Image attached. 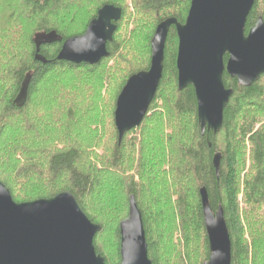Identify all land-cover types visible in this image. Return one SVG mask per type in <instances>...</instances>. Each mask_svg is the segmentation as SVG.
Returning a JSON list of instances; mask_svg holds the SVG:
<instances>
[{
    "label": "trees",
    "instance_id": "1",
    "mask_svg": "<svg viewBox=\"0 0 264 264\" xmlns=\"http://www.w3.org/2000/svg\"><path fill=\"white\" fill-rule=\"evenodd\" d=\"M191 2L0 0V181L16 203L72 193L87 217L102 226L94 244L107 264H121L120 226L131 196L143 214L152 264L208 261L204 187L214 211L224 209L232 264H250L245 224L254 263L264 264L256 213L264 206V125L256 130L264 121V75L246 88L225 74V86L234 94L223 127L202 135L194 88L179 91V38L173 26L149 113L119 142L115 111L121 92L133 75L150 69L158 25L170 18L185 23ZM106 5L123 11L108 45L110 56L96 66L59 61L64 42L85 34ZM260 18L264 0H256L246 34ZM51 35L57 40L43 41ZM38 49L46 64L37 60ZM25 79H30L28 101L17 108ZM217 154L222 155L219 177L213 165Z\"/></svg>",
    "mask_w": 264,
    "mask_h": 264
},
{
    "label": "water",
    "instance_id": "2",
    "mask_svg": "<svg viewBox=\"0 0 264 264\" xmlns=\"http://www.w3.org/2000/svg\"><path fill=\"white\" fill-rule=\"evenodd\" d=\"M256 0H192L185 23L170 18L160 23L153 37L152 60L148 71L133 75L121 92L115 111L119 142L138 129L154 101L165 69V49L171 28H176L178 87L195 90L202 135L218 134L233 89L225 86L228 74L242 87H251L264 75V20L246 34L249 15ZM123 11L113 5L99 10L85 34L64 42L59 61L74 65H98L110 56ZM45 39V38H41ZM55 35L45 40L53 43ZM42 41V42H43ZM36 56L43 64L44 57ZM228 60L225 61V57ZM25 79L14 104L23 108L29 95ZM222 155L213 165L220 176ZM210 256L204 264H232V240L222 206L214 211L207 189L200 190ZM121 264H152L146 230L135 196L129 200V215L121 223ZM102 226L93 223L70 192L50 199L16 203L0 181V264H107L97 254L94 240Z\"/></svg>",
    "mask_w": 264,
    "mask_h": 264
},
{
    "label": "rangeland",
    "instance_id": "3",
    "mask_svg": "<svg viewBox=\"0 0 264 264\" xmlns=\"http://www.w3.org/2000/svg\"><path fill=\"white\" fill-rule=\"evenodd\" d=\"M0 49H1V44H0ZM94 66H96V65H94ZM125 67H127V65L125 66ZM45 94V93H44ZM43 94V95H44ZM46 96L48 97V94L46 93ZM75 98H77V100H78V103L80 104V103H82L83 102V100L81 99V98H78V96L79 95H77V94H74L73 95ZM48 99H50V98H48ZM43 101V100H42ZM41 101V102H42ZM68 103H72V99L70 98L69 99V101H68ZM48 104V103H47ZM46 104V105H47ZM43 105H44V103H43ZM45 105V106H46ZM45 106H43V107H45ZM65 105H61V108H63ZM48 107V106H47ZM46 107V108H47ZM42 109V107H40V110ZM149 113V112H148ZM262 125H264V121L262 122V123H260V124H257V127H256V130H258L259 128H261V126ZM108 133H110V130H108V131H106V133L105 134H108ZM248 155L250 156V147H249V152H248ZM248 158H250V157H248ZM248 167H249V164H248ZM247 172V171H246ZM240 199H241V202H242V206H241V208H242V210H244L245 209V206H244V203H243V194L240 196ZM256 211H257V209H256ZM257 214H260L259 216H258V218H257V220H259V223H261V228H263V229H260V234L262 235V237H264V206L261 208V209H259V211L258 212H256ZM245 227H246V236H245V239L248 241V244H249V247H250V256H249V263L250 264H256V263H254V247H253V239H252V237L250 236V233H249V229H248V227L246 226V224H245ZM257 235H258V233H257ZM262 239L260 238V241H261ZM259 241V242H260ZM262 242H260V244H261ZM207 262V261H206Z\"/></svg>",
    "mask_w": 264,
    "mask_h": 264
},
{
    "label": "bare ground",
    "instance_id": "4",
    "mask_svg": "<svg viewBox=\"0 0 264 264\" xmlns=\"http://www.w3.org/2000/svg\"><path fill=\"white\" fill-rule=\"evenodd\" d=\"M116 33V32H115ZM115 35V34H114Z\"/></svg>",
    "mask_w": 264,
    "mask_h": 264
}]
</instances>
